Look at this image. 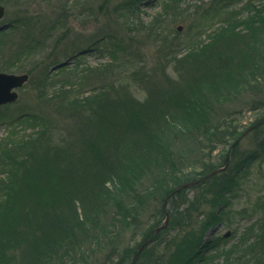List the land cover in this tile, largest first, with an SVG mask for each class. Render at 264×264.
Instances as JSON below:
<instances>
[{
	"label": "rangeland",
	"instance_id": "374dc122",
	"mask_svg": "<svg viewBox=\"0 0 264 264\" xmlns=\"http://www.w3.org/2000/svg\"><path fill=\"white\" fill-rule=\"evenodd\" d=\"M0 4V72L31 75L18 101L0 107V264H73L60 259L84 228L95 238L84 250L94 255L81 264L116 262L126 245L137 262L166 217L171 228L175 207H190L183 198L165 207L162 190L143 196L155 177L176 170L181 182L202 181L185 188L202 223L186 225L202 229L204 243L218 240L211 263L264 264V125L241 141L226 169L201 175L228 152L235 127L264 118V68L258 74L254 63L264 51V0ZM82 51L78 63L50 72ZM207 98L204 126L190 104ZM221 125L225 139L201 134ZM146 163L155 167L137 181L144 199L132 225L115 229L113 243L89 222L83 228L84 216L94 221L110 202L109 191L119 186L114 199L127 200L126 175ZM108 212L110 219L116 208ZM173 232L163 233L164 247H175Z\"/></svg>",
	"mask_w": 264,
	"mask_h": 264
},
{
	"label": "trees",
	"instance_id": "16d2710c",
	"mask_svg": "<svg viewBox=\"0 0 264 264\" xmlns=\"http://www.w3.org/2000/svg\"><path fill=\"white\" fill-rule=\"evenodd\" d=\"M138 32H140V30L136 29L132 33H138ZM259 52H257L254 55V60H255L254 63H256L255 68L258 74H260L264 68V51L260 50ZM240 81L244 82L242 79ZM244 85L248 86L249 83L244 82ZM242 87L243 85L241 84L240 88ZM237 92H244V89L237 90ZM210 104L211 102L209 98L204 99L199 102L196 101L190 104L191 106L190 108L193 109V112H191L192 113L191 116L194 118L198 117L201 121L203 120L202 123L204 124V126H205V120H207L206 118L211 117L209 114H207L204 111V109L205 108L209 109ZM194 114H196L197 116H193ZM263 120L264 118L260 119L259 121L252 124L249 128L257 125ZM206 127L208 126L206 125ZM195 128L196 130H198L199 126H196ZM218 128L213 127L211 130L206 129L205 131H202L201 134L204 137H206L209 141L216 140V142H218L219 138L223 137L225 139L227 137V135L223 132V129H226V128H223V126L220 129ZM260 128L261 127H257L254 130V132L258 131ZM247 129L240 130L238 127H235L234 132L229 133L232 140L229 141L231 145L229 147L228 152L224 156L221 155L220 157H218L217 160H219V162L215 168H211V166H209L208 163H205L204 166L202 167V170H205L201 174L202 177L206 178L209 174L214 173L216 169L221 168L226 165L227 158H228L231 147L234 145L236 141H238L242 137V135L246 133ZM238 146L239 145H237L235 149ZM235 149L232 152H234ZM262 149L264 150V145ZM162 157L164 158V160H161V162H168L165 155H162ZM159 166L161 167L162 165L159 164ZM151 167H155L154 164L151 163L148 165L146 163L144 167H142V169H140L134 175L132 174L131 176V172L127 174L126 175L127 177L124 180V184H127V188H128V190H126L127 200H123L121 199V197H120L121 200L119 201L114 199L118 197V196H115L117 193L116 190L119 188V186H117L116 190L109 191L110 193H114L113 196L109 198L111 199L110 202H108L105 205L99 206V209L97 211L98 214L96 216L97 218L94 221L93 220L90 221L87 216H84V219L81 224L82 227L84 228L85 225L86 227H88L87 224L89 222L90 225H92V227L95 228L94 230H97V229L101 230V233H103V235L107 237L108 239H111L113 243L116 240V236H118L119 234L115 232V229H117L118 227H121L122 229L123 228L126 229L127 227L132 225L130 224V222H134L135 218L139 216V212L142 209V200L144 199L143 196H148L149 198H152V196L156 194L157 190H162L161 192L165 197V201L168 200V204L171 202H175V200L177 199L183 198L185 199L184 201H186V203L189 204L190 207H181V205H178L177 207H175V210L172 213L173 220H172L171 228L169 230L174 231L173 235H171V238L174 241H176L175 247L171 249H169V247L166 248L164 247L165 243H162L159 241L160 239H162L163 233L169 232L168 229H165L156 238L155 243L158 242V247L156 248V250L146 248L141 253L136 264H142L143 261L145 260L149 262L148 264H216L215 263L216 258L214 259L213 263H211L212 261L211 258L215 257L212 251L217 249L216 246L219 245V243L217 242L218 240L217 241L212 240V241L204 243L203 241L204 231L202 229L199 228L196 231H194V229H189V231L187 230L186 224L188 223H186V221L187 222L192 221L193 224L194 223L199 224L200 221L199 219L195 220V216L193 215L195 212L192 211L193 202L189 198V195H188L189 193H187L188 192L187 189H183L177 192V189L179 186L186 184V183H191L197 180L187 179L186 181L181 182L179 181L181 180V178L177 176L176 174L179 171L176 170L173 173V175H166L157 180L155 177L154 178L155 185H153V189H151L148 193H144L143 196H141L142 194L140 193L141 195H139L136 189L137 181L139 182L148 173H152ZM172 169L175 170V167H173ZM198 180H204V179L201 178ZM171 184H174V186H171V188L170 187L167 188V185H171ZM111 202H113L112 205H111ZM112 206L116 208V212L113 217L108 219V216H109L108 210H110V207ZM219 215L221 216V212L219 213ZM103 220H107V221L106 223H104V226L99 227V225H102ZM201 223L202 222H200V224ZM189 225H192V224H189ZM84 234L85 235L83 237L77 236L78 234L72 237L73 239L71 240L70 246L68 247L69 248L68 250L70 251L67 254V257L60 259L62 263H64V261L67 259V262L69 263L73 262V264H75V260H76V264H81L82 261L93 258L94 251L90 249V251L88 252L84 249H85V245H87L89 242L94 241L95 238L92 239V241L89 240L91 238V232L87 231L86 228H84ZM167 243L171 244V239H168ZM128 247L129 246L127 245L124 246L125 250L123 251L121 255V259H118V261L116 262L112 261L109 264H132L137 252L135 251L134 253L133 250L130 251ZM203 251L206 254H208L210 251L211 252L208 254V256H206L204 255ZM156 252H160V255L155 254ZM1 254H4V253H1ZM52 258L53 257L51 255V257L48 258V262L52 260ZM164 258H165V261H164ZM196 261L198 262L196 263ZM44 264H48L47 261L46 262L44 261Z\"/></svg>",
	"mask_w": 264,
	"mask_h": 264
},
{
	"label": "water",
	"instance_id": "95a60500",
	"mask_svg": "<svg viewBox=\"0 0 264 264\" xmlns=\"http://www.w3.org/2000/svg\"><path fill=\"white\" fill-rule=\"evenodd\" d=\"M4 14H5V10L2 6H0V20L4 17ZM180 30H181V28H180ZM28 80H29L28 74L13 75V74L0 73V106L16 102L18 100L19 96H18V93L15 92L14 90L17 88L23 87V85L26 82H28ZM200 182H202V181H200ZM200 182L182 185V186L178 187L177 191L191 187V186L196 185ZM168 219H169V217H166V221L164 222V224L155 230V232L157 234L160 233L163 229H165L168 226V223H167L169 221ZM229 235H230V233L226 234V236H229ZM149 243H151V241ZM146 246H147V244H145L140 249V251H142ZM135 262L136 261H134L133 264H135Z\"/></svg>",
	"mask_w": 264,
	"mask_h": 264
},
{
	"label": "flooded vegetation",
	"instance_id": "af4514ba",
	"mask_svg": "<svg viewBox=\"0 0 264 264\" xmlns=\"http://www.w3.org/2000/svg\"><path fill=\"white\" fill-rule=\"evenodd\" d=\"M0 29H2V27H0Z\"/></svg>",
	"mask_w": 264,
	"mask_h": 264
}]
</instances>
